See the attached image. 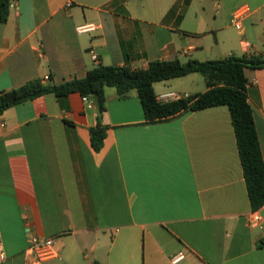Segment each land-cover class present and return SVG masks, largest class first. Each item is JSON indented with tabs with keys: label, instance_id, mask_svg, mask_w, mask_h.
I'll return each instance as SVG.
<instances>
[{
	"label": "crops",
	"instance_id": "0c3cea01",
	"mask_svg": "<svg viewBox=\"0 0 264 264\" xmlns=\"http://www.w3.org/2000/svg\"><path fill=\"white\" fill-rule=\"evenodd\" d=\"M70 4L67 6V4ZM0 24V93L48 76L59 85L102 66L264 56V0H11ZM251 12L242 32L233 12ZM212 10V15L208 14ZM97 30L79 34L76 27ZM98 62L94 63L90 53ZM155 83L156 96L195 95L197 77ZM264 160V68L245 70ZM188 79L191 86H186ZM95 152L94 103L47 94L0 114L3 264H24L30 239L52 238L43 264H264V206L252 211L226 105L146 124L135 91L104 88ZM253 215L259 220L254 221Z\"/></svg>",
	"mask_w": 264,
	"mask_h": 264
},
{
	"label": "trees",
	"instance_id": "16d2710c",
	"mask_svg": "<svg viewBox=\"0 0 264 264\" xmlns=\"http://www.w3.org/2000/svg\"><path fill=\"white\" fill-rule=\"evenodd\" d=\"M11 0H0V24L9 16ZM264 68V56L230 55L215 60L189 59L150 62L146 69L99 65L87 71L84 78L59 85L32 80L19 88L0 93V114L16 105L53 94L65 96L79 93L88 97L97 109V124L89 130L90 144L95 152L102 148L106 126L101 121L106 112L104 88L116 90L120 99L135 91L140 101L144 122L154 124L174 118L187 111L226 105L234 131L242 173L252 211L264 206V160L254 128L252 110L247 102L245 70ZM198 73L205 79L206 91L168 103H159L153 91L155 83ZM264 248V239L256 244ZM92 264H99L94 261Z\"/></svg>",
	"mask_w": 264,
	"mask_h": 264
},
{
	"label": "built area",
	"instance_id": "2783aa9c",
	"mask_svg": "<svg viewBox=\"0 0 264 264\" xmlns=\"http://www.w3.org/2000/svg\"><path fill=\"white\" fill-rule=\"evenodd\" d=\"M70 4L68 3L67 6ZM14 7L13 4H10L9 8ZM250 10L246 6L237 8L230 19V25L237 31L242 32L244 21L250 15ZM98 26L94 23H83L76 27V31L79 34H91L97 30ZM90 58L94 63L98 62V57L94 52L90 53ZM48 76H45L41 79L42 83L48 81ZM189 95L179 94L176 92H166L156 96V100L159 103H168L172 101H177L180 99H186ZM82 101L86 105L93 103L88 97L82 96ZM253 220L258 221L259 218L256 215H253ZM58 258V252L53 246L52 238H36L33 237L30 239L29 245L24 251V264H43L46 260ZM184 259L182 253H177L176 255L170 258V264H178ZM6 261V255L4 253L2 242L0 239V264H3Z\"/></svg>",
	"mask_w": 264,
	"mask_h": 264
},
{
	"label": "rangeland",
	"instance_id": "374dc122",
	"mask_svg": "<svg viewBox=\"0 0 264 264\" xmlns=\"http://www.w3.org/2000/svg\"><path fill=\"white\" fill-rule=\"evenodd\" d=\"M212 10L210 9L209 10V12H208V14L211 16L212 15ZM207 58H209V59H211V60H215V59H221L222 58V54L220 53V52H214V53H211V55H209ZM190 77H197V79H198V81H197V83H199L198 84V87H199V89L200 90H202L203 88H204V77L202 76V75H200V74H198V73H196L195 75H193V76H190ZM188 79H190V78H185V79H179L178 81H186V86L187 85H189V86H191V84L192 83H188Z\"/></svg>",
	"mask_w": 264,
	"mask_h": 264
}]
</instances>
